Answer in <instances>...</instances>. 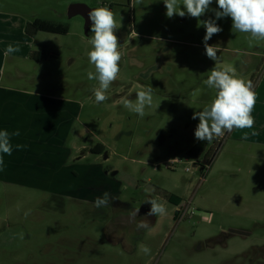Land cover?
<instances>
[{"label": "rangeland", "instance_id": "374dc122", "mask_svg": "<svg viewBox=\"0 0 264 264\" xmlns=\"http://www.w3.org/2000/svg\"><path fill=\"white\" fill-rule=\"evenodd\" d=\"M74 1L116 7L120 73L99 104L93 92L99 83L87 77L95 66L84 19L59 20ZM217 7L213 0L198 20L168 18L163 0H0V129L20 133L12 136L13 152L3 154L0 171V264H264V189L253 190L264 186V135L254 136L260 142L227 133L214 139L206 151L213 150L214 160L204 174L187 155L198 141L199 120L192 116L215 97L204 84L216 61L206 55L201 23L215 19ZM216 22L222 31L208 43L220 66H233L246 80L256 68L255 87L264 62H252L264 56V40L249 43V34L233 32L231 17ZM57 25L68 35L47 33ZM129 31L141 39L126 36ZM63 39L69 50L58 64ZM138 42L147 45L144 53L135 49ZM8 45L19 51L5 55ZM240 57L249 67L240 68ZM147 86L153 103L141 118L121 101L135 102ZM99 144L103 153L93 154ZM105 192L133 210L155 197L167 213L156 216L151 231L138 229L133 210L95 206ZM168 193L190 203L197 216L176 221L178 206ZM231 228L252 234L228 235ZM115 235H125L126 243L111 242ZM141 243L150 254L138 251Z\"/></svg>", "mask_w": 264, "mask_h": 264}, {"label": "clouds", "instance_id": "9594fccd", "mask_svg": "<svg viewBox=\"0 0 264 264\" xmlns=\"http://www.w3.org/2000/svg\"><path fill=\"white\" fill-rule=\"evenodd\" d=\"M163 2L166 6V16L168 18H172L174 15L184 17L187 14L199 20L202 15L210 10L213 0H182V2L181 0H163ZM216 3L218 5L217 9H212L215 19L209 18L201 23L206 29L203 38L206 55L216 61L215 67L211 69L204 84L215 90V97L210 105L204 107L202 111L195 112L192 116L193 120L197 118L199 120L194 132L195 139L209 142L223 137L234 129L252 128L255 123L252 116L256 103L253 81L238 77L236 69L231 65L225 64L221 67L218 62L216 47L208 43L214 34L222 31L216 21L231 17L233 32L249 34V43L253 40H264V0H216ZM88 19L91 22V33L94 35L90 38L89 43L92 45V49L87 55L90 63L95 66V71H89L87 77L89 80H97L99 83V86L93 90L95 101L99 104L107 100L106 92L120 73L122 55L119 50L118 37L115 34L117 23L114 12L108 7L94 8L88 13ZM16 51H19V49L8 45L5 55ZM121 102L125 108L143 118L145 108L150 107L153 103V87L147 86L137 91L135 102L128 98H123ZM19 134V130L10 133L7 129H0V171L4 167L3 154L10 156L13 152L12 136H19ZM15 147L19 149L24 146L16 145ZM206 155L207 152L204 153V162L209 161L212 164V154L208 160H205ZM206 171L201 172V174ZM145 191L148 192L149 189H145ZM110 199V194L105 192L102 197L96 198L94 204L97 208L106 207ZM146 203L151 205L147 216L166 215L165 204L157 198H150ZM30 212L31 210H28L24 213L25 218ZM178 212L179 210L175 214L178 215ZM138 213L139 209L133 210L131 217L135 218ZM137 228L151 231L149 224L143 220L137 224ZM20 238L23 239L22 233ZM138 251L147 255L150 254L151 249L141 243L138 245Z\"/></svg>", "mask_w": 264, "mask_h": 264}, {"label": "flooded vegetation", "instance_id": "af4514ba", "mask_svg": "<svg viewBox=\"0 0 264 264\" xmlns=\"http://www.w3.org/2000/svg\"><path fill=\"white\" fill-rule=\"evenodd\" d=\"M76 3H82V2H77V1H74V2H72L70 5H72V4H76ZM83 4H86V3H83ZM69 5V6H70ZM89 5V4H88ZM69 6H68V8H67V15L64 13V14H61V16L59 17V20L62 18V17H67V19H73V18H75V17H77V16H80V17H82L83 19H84V24H83V32H84V34L87 36V37H89L88 35H90V36H93L94 34L93 33H91V29H90V27H89V29H88V31H85V22H86V19L82 16V15H77V16H75V17H73V18H69V16H68V11H69ZM90 6V5H89ZM90 7H92V6H90ZM93 8H97V7H93ZM108 8H110L112 11H114L115 9H116V7H115V4H112V5H110V6H108ZM7 12H9V14H11L10 13V10H6V11H3V13H7ZM129 18H130V21L132 22V23H134V18H135V11L134 10H131L130 11V13H129ZM50 23V22H49ZM58 23H59V21H58ZM133 27V25L131 24V28ZM122 29L123 30H127L125 27H122ZM47 33H50V34H53V35H58V34H67L68 35V32L65 30V29H61V27L59 26V25H57L54 29H51L50 31H48ZM132 35H136L139 39H141V34H137L135 31H129L128 33H127V35L126 36H132ZM56 41V40H55ZM56 43L57 42H55V43H53L54 44V46L56 47ZM48 46H50L49 44H50V42H48V43H46ZM68 45V40H62V42H61V44H60V50H58V52L56 53V59H57V62H58V64H59V61H60V59H61V56H62V54L65 52V51H67V50H69V47L67 46ZM57 48V47H56ZM34 53H39V54H41V51L40 50H35L34 51ZM75 61V57H72V63ZM212 155H213V153H212ZM213 159H212V161L214 160V157H212ZM262 189H264V186L262 185V184H260L259 185V187H256V186H254L253 187V190H254V193H255V195H257V193L259 192V191H261ZM150 208H151V205L150 204H148V203H146V201L143 203V205L141 206V207H139V208H135V210L136 209H139V213H138V215L136 216V220H138V221H141L142 219H146V220H148V224L149 225H151V227H153V225H155V223L156 222H154L153 223V221H157V217L155 216V215H153V216H147V213L149 212V210H150ZM197 216V215H196ZM174 219L175 220H177L178 219V215L177 214H175V216H174ZM231 229H237V228H231ZM231 229L228 231V235H240V234H232L231 233ZM241 230H245V231H247L248 232V235L247 236H250L251 234H252V230L251 229H241ZM116 230L114 229V231L113 232H115ZM120 236V237H119ZM241 236H244V235H241ZM111 242H113V243H115V244H122V245H124L125 243H126V238H125V235H115L112 239H109ZM43 251V250H42Z\"/></svg>", "mask_w": 264, "mask_h": 264}, {"label": "crops", "instance_id": "0c3cea01", "mask_svg": "<svg viewBox=\"0 0 264 264\" xmlns=\"http://www.w3.org/2000/svg\"><path fill=\"white\" fill-rule=\"evenodd\" d=\"M25 33H27V32L25 31ZM132 36L136 37V35H132ZM175 44H179V43H175ZM135 49L139 50L141 53H144L148 49V47L145 43L138 42L135 45ZM236 61L238 64H241L240 68L246 69L247 67H249V65H247V63H246V59L243 60L240 57ZM262 62H264V56H262V59H259V60L252 62V66L258 67L259 64H261ZM241 71H243V70L241 69ZM250 71L252 73L253 71H256V68L255 69L250 68L247 72H250ZM247 72L244 71V73H247ZM251 76H252V74H251ZM254 90L256 92V103H255V106H254V109L252 112V116H253L254 121H255L253 127L252 128H246V129H234L232 132L227 133V134H230V136H233V137L235 136V137H238V138L243 139V140H249V141L254 140L256 142H260L261 140L254 138V136L256 134H263L264 135V69L261 72V75L259 77V81L256 84V86L254 87ZM27 93L29 95H31V97L37 96V93L35 91H28ZM68 111H70V110L68 109ZM65 119H66V123H67L69 118L66 117ZM103 146L104 145H101V146L98 145V150L104 151ZM67 150H70V152H71V149L68 147H67Z\"/></svg>", "mask_w": 264, "mask_h": 264}, {"label": "trees", "instance_id": "16d2710c", "mask_svg": "<svg viewBox=\"0 0 264 264\" xmlns=\"http://www.w3.org/2000/svg\"><path fill=\"white\" fill-rule=\"evenodd\" d=\"M256 72H258V70H256ZM256 72H254L250 78V80H252L253 83L255 81ZM213 140L211 142H209L207 140L197 141L188 150L187 155H189L192 158L200 159V157L203 156L204 153L207 151V148L211 145ZM99 146H101V144H99ZM91 152L93 154H96V153L101 154L103 151H99L98 146H96L94 149H91ZM212 153H213V150L209 151L207 153V155L205 156V160H208ZM167 198L171 203H173L177 206L183 201V198H181L180 196L175 195V194H170V193H168ZM107 206L111 209L118 211V213H121V214H128L129 212H131L134 209V206L131 202L121 200L118 197V194H112L111 195L110 202ZM154 222H156V221H153V223Z\"/></svg>", "mask_w": 264, "mask_h": 264}, {"label": "built area", "instance_id": "2783aa9c", "mask_svg": "<svg viewBox=\"0 0 264 264\" xmlns=\"http://www.w3.org/2000/svg\"><path fill=\"white\" fill-rule=\"evenodd\" d=\"M180 160L174 161V164L180 163ZM198 163V167L200 172H204L205 170H208L211 167V164L207 162H204L203 159H200L199 161H196ZM189 169H187L188 171ZM178 222L181 223L185 220H193L196 215L198 214V210L193 207L190 203L182 202L178 208Z\"/></svg>", "mask_w": 264, "mask_h": 264}, {"label": "water", "instance_id": "95a60500", "mask_svg": "<svg viewBox=\"0 0 264 264\" xmlns=\"http://www.w3.org/2000/svg\"><path fill=\"white\" fill-rule=\"evenodd\" d=\"M91 9H94L93 7H90L88 4L83 3H76L69 6L68 16L69 18H73L77 15H82L85 19V31H88L90 27V20L88 19V13L91 11ZM232 234H240L247 236L248 232L241 229H231Z\"/></svg>", "mask_w": 264, "mask_h": 264}]
</instances>
